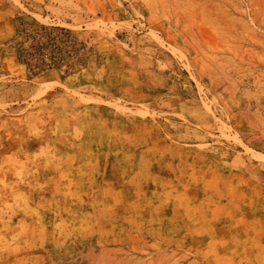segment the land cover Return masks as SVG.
<instances>
[{"label": "rangeland", "instance_id": "obj_1", "mask_svg": "<svg viewBox=\"0 0 264 264\" xmlns=\"http://www.w3.org/2000/svg\"><path fill=\"white\" fill-rule=\"evenodd\" d=\"M0 264H264V0H0Z\"/></svg>", "mask_w": 264, "mask_h": 264}, {"label": "trees", "instance_id": "obj_2", "mask_svg": "<svg viewBox=\"0 0 264 264\" xmlns=\"http://www.w3.org/2000/svg\"><path fill=\"white\" fill-rule=\"evenodd\" d=\"M73 40L70 28L42 25L31 34L30 44L20 48L19 58L40 71L64 65L70 69L81 62Z\"/></svg>", "mask_w": 264, "mask_h": 264}]
</instances>
